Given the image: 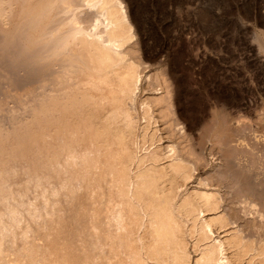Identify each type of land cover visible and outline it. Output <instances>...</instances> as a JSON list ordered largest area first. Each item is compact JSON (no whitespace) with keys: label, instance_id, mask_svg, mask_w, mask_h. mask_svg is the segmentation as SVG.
Segmentation results:
<instances>
[{"label":"bare ground","instance_id":"6f19581e","mask_svg":"<svg viewBox=\"0 0 264 264\" xmlns=\"http://www.w3.org/2000/svg\"><path fill=\"white\" fill-rule=\"evenodd\" d=\"M135 28L124 0H0V264H264V148L197 176L138 108Z\"/></svg>","mask_w":264,"mask_h":264},{"label":"rangeland","instance_id":"374dc122","mask_svg":"<svg viewBox=\"0 0 264 264\" xmlns=\"http://www.w3.org/2000/svg\"><path fill=\"white\" fill-rule=\"evenodd\" d=\"M124 2L136 27L131 56L150 76L142 81L138 108L141 100H154L162 143L172 140L181 152L193 151L190 158L202 177L218 176L226 145L263 149L264 0ZM163 96L167 110L155 106ZM217 121L225 133L216 141L211 136Z\"/></svg>","mask_w":264,"mask_h":264}]
</instances>
